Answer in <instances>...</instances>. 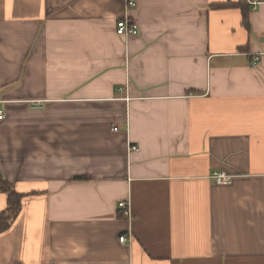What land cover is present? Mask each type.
I'll return each instance as SVG.
<instances>
[{"label": "crops", "instance_id": "crops-1", "mask_svg": "<svg viewBox=\"0 0 264 264\" xmlns=\"http://www.w3.org/2000/svg\"><path fill=\"white\" fill-rule=\"evenodd\" d=\"M132 1L0 0V264H264V0Z\"/></svg>", "mask_w": 264, "mask_h": 264}, {"label": "built area", "instance_id": "built-area-1", "mask_svg": "<svg viewBox=\"0 0 264 264\" xmlns=\"http://www.w3.org/2000/svg\"><path fill=\"white\" fill-rule=\"evenodd\" d=\"M249 3L252 5V7L254 8L259 1L256 0H250ZM125 4L127 8H131L135 6V2L132 0H125ZM116 33L118 35L124 36V37H129V36H133L136 35L138 33V25L136 24V22L130 18V16L125 13L124 16H122L121 18L117 19L116 21ZM259 58L257 55H255L253 57V63L256 64L258 62ZM40 101H34L33 105L36 107L40 106ZM4 118V114L3 112L0 110V120ZM112 130H116L118 129L117 126L112 125L111 127ZM128 150L132 151H137V146L136 145H130L128 144ZM214 178L216 179V181L218 183H224L229 181V177L227 175H225L222 172H218V173H214ZM119 207L122 208L123 210V216L130 219L131 217V213H129V209H128V204L126 203V201H122L119 204ZM129 236L127 235H122L119 240L121 242H126L128 240Z\"/></svg>", "mask_w": 264, "mask_h": 264}, {"label": "trees", "instance_id": "trees-1", "mask_svg": "<svg viewBox=\"0 0 264 264\" xmlns=\"http://www.w3.org/2000/svg\"><path fill=\"white\" fill-rule=\"evenodd\" d=\"M236 5L240 8L242 12V19L244 25L248 27L249 26L248 11L244 8L243 3L238 2ZM0 191L6 193L8 196L7 198L8 208L6 210L0 211V232H1L8 227L11 218L17 214L16 212L18 211L19 195L12 189L11 185L2 177L1 174H0Z\"/></svg>", "mask_w": 264, "mask_h": 264}]
</instances>
